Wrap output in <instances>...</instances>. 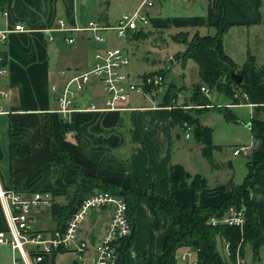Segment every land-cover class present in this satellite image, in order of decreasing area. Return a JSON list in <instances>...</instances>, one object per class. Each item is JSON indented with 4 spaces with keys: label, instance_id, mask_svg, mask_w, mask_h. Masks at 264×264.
I'll use <instances>...</instances> for the list:
<instances>
[{
    "label": "crops",
    "instance_id": "1",
    "mask_svg": "<svg viewBox=\"0 0 264 264\" xmlns=\"http://www.w3.org/2000/svg\"><path fill=\"white\" fill-rule=\"evenodd\" d=\"M164 1L159 0L149 12L151 24L156 27L166 26L170 22L174 25L186 24L187 33L191 36L196 32L200 34L199 30H202V28L206 31L215 30L213 25L219 20L232 25L223 36V49L237 66L239 65L234 59V51L227 50V46L232 45L230 36L238 30H244L247 35L249 31H252L256 44V54H251L250 49H247L244 54L247 55V58L251 57L253 60L250 67V81L256 85L262 98V106L260 107H263L264 85L261 86V84L264 81V3L261 0H206L204 7L202 5L204 0H201L200 2H189L185 5V19L174 17L172 19L165 17L157 19L159 15L163 14L161 9ZM33 2L35 3L34 8H30L22 0L0 2V9L8 12L7 17L0 15V30L13 29L17 23L23 24L29 30V32L11 33L5 41L0 42L2 62L7 66V74L3 77L6 80L4 82L1 80L0 84L8 91V95L0 101L3 112V114H0V181H4L3 186L1 183L0 186L4 190L11 189L15 191L16 183L24 185L38 170L48 169L45 160L51 148V143L48 135L43 132L45 124L43 116L46 114L57 115L54 113L56 109L51 110L48 108L49 86H60L64 82L66 75L60 74L63 69L70 72L74 69L88 70L90 65L79 68L83 60L82 55L88 51L89 41H92L87 35L73 34L76 41L73 46H68L63 42L65 34L55 32L52 34L53 40H49L48 34L43 31L46 27L57 29L58 19H64L68 25L85 23L87 18H78L74 15L77 1L33 0ZM152 10H155V12ZM104 21H107V19ZM256 33H260V35H256ZM53 43L63 49H59V51L61 59L66 62L64 67L54 71L50 69V64H48L50 52L48 45ZM55 51H57L56 54L59 52L57 47H55ZM78 58L81 59L80 62H78ZM146 96L149 102L147 105L137 103L131 96L125 104L128 109L125 112L76 111L73 115L80 125L79 138L75 140L71 135L75 141L67 144L73 153V158L82 164L84 174L101 176L103 179L114 183L118 188L130 186L138 180L140 186L147 189L149 172L154 181L155 192L160 196H164L166 192L163 181L170 178L171 167L179 164L191 176L201 174L206 180L207 187L201 192H198L196 188H179L174 191L173 199L178 204L192 206L219 205L230 194L231 188L234 187L231 181H225V185L224 181L222 183L214 181V186L209 188L208 178L196 169L204 160L207 162L206 166L211 167L201 154L203 145L193 139L192 130L190 137L186 139L183 129L180 127L175 128L171 124V109L161 103L159 94L148 92ZM75 102L77 109H86L93 103L101 106L99 87L94 83L90 84ZM176 102L178 104L186 102V96L184 97L181 93H178ZM234 105L235 107L240 105L259 106L253 103H245L243 100V102L239 101L237 104L230 102L226 107H234ZM188 107L190 109L191 106ZM118 114L123 117L122 123L117 116ZM231 121H234V119ZM199 123L202 126L211 127L209 119H204L202 116L199 117ZM19 126L22 128L16 132V135L11 137V141L16 144L38 145L39 147L33 155L24 158L18 156L16 150L9 153L8 148L9 135L7 132L9 129H17ZM253 126L264 129V114L259 115V122ZM255 138L258 142L254 141L252 144H256V150L253 153L254 160L252 161L259 159L262 155L263 137L259 133V136L255 135ZM213 145L215 146L214 150L219 149V146L214 142ZM213 166H218L215 160ZM211 169L213 168L211 167ZM214 172L218 173L217 168ZM70 173L71 169L66 163L55 164L48 171V174H42L41 178L58 177L61 180L64 175H67L69 179L66 181L69 183L72 178ZM63 186L64 184L55 188L59 189ZM69 186L76 187L75 181ZM68 189L70 190V188ZM25 195L30 196L31 194L25 193ZM252 198L255 201L256 212L264 236V190L254 189ZM140 209L146 212V216L154 225L158 226L154 217L149 214L148 207L144 202H139L136 216ZM93 213L87 224V230L90 234L88 239L92 242L104 233V228L109 219L108 209L96 210ZM7 228V222L0 203V232H7ZM158 228L161 227L158 226ZM165 229L167 231L164 239L168 233L175 230L169 218L164 229L161 228V230ZM162 248L159 255L162 253ZM150 252L152 253V251ZM246 253L251 256V260L246 256ZM56 254L58 253H54L51 258L47 257L41 264H55L54 256ZM147 255L140 256L138 261L142 262ZM244 257L248 262H252L249 248H246ZM138 261L136 259V262ZM73 262L72 260L70 264Z\"/></svg>",
    "mask_w": 264,
    "mask_h": 264
},
{
    "label": "trees",
    "instance_id": "2",
    "mask_svg": "<svg viewBox=\"0 0 264 264\" xmlns=\"http://www.w3.org/2000/svg\"><path fill=\"white\" fill-rule=\"evenodd\" d=\"M4 3L5 0H0ZM30 8L35 7L33 0H22ZM262 5V4H261ZM264 10V6H263ZM215 33L213 35H200L197 32L189 36L187 32H180L174 35L173 39L185 44V50L175 56L186 59H193L197 65L199 82L193 85L190 92L191 105L205 106L209 104V99L201 93V88L206 87L209 90L215 89L227 95L237 104L240 96L245 94L248 100L245 103H253L262 106V98L257 91V87L250 81V67L253 64L251 57L241 66H237L235 62L224 52L223 36L231 28L232 25L221 20L213 25ZM165 28L166 26L156 27ZM149 32L138 31L131 35L127 41L134 39H145ZM235 70L243 77V83L237 84L231 78V72ZM164 75V72H160ZM161 94V103L163 105L172 106L171 124L177 128L182 127L184 123L192 127L193 139L203 145L201 154L206 161L214 168V160L212 153L215 149L213 141H211L213 130L211 127L202 126L199 123L200 114L195 115L184 106H190L185 103L178 104L177 96L181 88L176 85L168 84ZM148 91L152 89L148 88ZM156 93H158V89ZM237 91L238 99H233V93ZM237 97V95H235ZM175 101V103H173ZM216 112H220L227 120H233L231 112L226 107H212ZM204 112L207 109L203 110ZM119 120H123L122 115H117ZM71 122L62 120L59 116L46 114L43 116L45 124L43 132L48 135L51 148L46 157L48 169L38 170L33 177L24 185L16 183L15 191L18 193L34 194L35 192L51 193L52 206L50 209L51 219L55 224V228L61 230L65 227L69 216L77 211L80 202L92 195L94 192H107L123 199L127 205L126 216L130 223L131 233L120 242L119 264H134L131 252H133V244L137 235V206L139 202H144L149 210V214L155 219L158 226L164 228L167 219L171 221L172 227L175 229L168 233L163 241L162 253L160 255V264H170L171 255L178 249L197 250L198 264H231L234 261V254L239 248V253L244 256L246 248H249L252 255V263L260 261V249L264 247V236L262 226L256 212V205L252 193L254 189L260 188L264 190V129L255 127L262 138V155L259 159L247 163V174L240 184L231 188L230 194L217 206H199L189 204H178L173 199V193L179 188H196L198 191L207 187L205 178L201 174L191 176L181 165L171 167V176L163 181L166 188L164 196H160L155 192L153 178L148 172V188L143 189L138 180L134 184L126 187L118 188L114 183L103 179L98 175L84 174L82 164L73 158V153L67 145L66 138L73 135L77 140L80 133V125L76 121L74 115L71 116ZM119 122V121H118ZM22 128L9 129L8 148L9 153L16 150L18 156L24 158L33 155L39 147L38 145L28 146L24 144H16L11 141V137ZM66 163L71 169V179L78 180V188L70 191L67 185L63 188L49 187L47 190L33 189L34 185L41 179L42 174H48V171L55 164ZM64 165V164H63ZM64 168V166H63ZM63 175V174H62ZM188 180H190L188 182ZM68 186L71 182L67 183ZM55 197L65 198L64 204L53 201ZM229 208L235 210H243L244 212V229L230 227L227 225L212 226L209 223L210 218H222ZM229 243L230 260L223 258L218 251L217 245L221 241ZM147 258L142 260L141 264H155L153 253L149 252Z\"/></svg>",
    "mask_w": 264,
    "mask_h": 264
},
{
    "label": "built area",
    "instance_id": "3",
    "mask_svg": "<svg viewBox=\"0 0 264 264\" xmlns=\"http://www.w3.org/2000/svg\"><path fill=\"white\" fill-rule=\"evenodd\" d=\"M159 0H142L140 4L130 13H124L115 19L114 22L87 20L85 23H74L68 25L64 19H58L57 29L44 28L48 39L53 40L52 34L61 32L65 34L63 42L65 45L73 46L76 37L73 34L87 35L95 44L102 45L110 40H126L138 31H145L151 23L150 10ZM187 4L189 2H200L201 0H176ZM0 15L8 16L6 10L0 9ZM15 32H29L20 23L15 24L13 29L0 30V42L5 41L9 34ZM111 35V37H109ZM93 65L88 70H76L72 72L63 70L60 72L66 75L64 82L58 85H51L50 89L54 95L57 109L54 111L62 120L71 122L72 115L76 111L86 112H125L128 110L125 104L133 93L146 96L148 92H156L154 89H161L164 83V76L160 73L146 74L136 84L132 81L131 75L127 72L130 64V57L120 48H102L96 51L93 56ZM66 73V74H65ZM7 74V66L2 62L0 54V81ZM96 84L101 91L102 105L93 103L86 109H77L76 99L83 93L90 84ZM150 88L152 91H148ZM201 92H207V88H201ZM8 95V91L0 84V101ZM242 97L248 100L243 94ZM175 103V101L173 102ZM170 109L172 106H169ZM188 109V106H184ZM132 110V109H129ZM0 114H3L0 107ZM185 138L190 137L192 128L186 123ZM247 147L235 148L233 154H246ZM0 203L3 208L7 222V232H0V246L8 245L13 251L12 264H41L54 253L73 252L76 258L72 264H119L120 242L131 233L128 216H126L127 205L122 198L107 192H94L84 198L76 212L69 216L65 227L61 230L50 229L40 230L33 227L35 212L52 206L51 193L35 192L30 196L25 193H18L11 189H2L0 186ZM108 209L109 219L104 228V233L94 242L80 232L81 226L86 217L95 210ZM222 218L212 217L209 223L212 226L227 225L244 229V212L229 208ZM228 256H230L229 243L221 241ZM18 252L19 257L14 255ZM134 264L136 262L135 252H131ZM235 258L231 264H264L263 262H248L239 253V248L234 254ZM170 264H198L197 250L186 249L180 255L173 253Z\"/></svg>",
    "mask_w": 264,
    "mask_h": 264
},
{
    "label": "rangeland",
    "instance_id": "4",
    "mask_svg": "<svg viewBox=\"0 0 264 264\" xmlns=\"http://www.w3.org/2000/svg\"><path fill=\"white\" fill-rule=\"evenodd\" d=\"M75 1H77L76 7L74 9V15L76 17H85V19L87 18L86 20H95L99 22L107 19L108 22H113L115 18L123 15L124 13H130V11L134 10L142 0ZM261 2L264 3V0H261ZM205 4L206 0L202 2V5H204V7ZM185 5L186 4L178 2L176 0H165L163 3V8L161 9L163 14L159 15L157 19L162 17L170 19H172L173 17L178 19H185ZM152 11L155 12V10ZM185 25L186 24L174 25L172 24V22H170L168 25H166L165 28L156 29L154 25L150 23L149 25H147L148 29H146V31L149 32V35L146 36L145 39H131V41H129L130 43L126 40L116 39L110 40L102 45H98L93 41H89L90 46L88 48V51L82 55L83 60L79 68H84L88 64L93 65L92 56L96 51L102 50V48L117 47L122 49L128 55V57H130V64L127 67V72H129V74L131 75V79L134 83L138 84L141 81L142 76L148 73L160 74V72L163 71V87L161 86V89L158 90L157 94L161 96L162 92L166 88L165 86H168V84H173L178 88H181L179 93H181V95H183L184 97L186 96V102L184 103L190 105L192 107V111H197L192 112L195 115L200 114L202 118L209 119L211 127L213 128L211 140L214 142V144L219 146V149L214 150L212 156H214L215 163L218 166H214L215 168L211 169V167L206 166L207 162H205L204 160V162L200 164L196 169L204 173L206 178H208L209 188H211V186H214V181H216V183H222V181H224V185L227 181H231V184H233V186H236L243 181V178L247 174V163L250 162V160H254L253 153L256 150V144H252L254 141L258 142V140H256L255 138V135L259 136V133L253 125L259 122V115L264 114V106L250 107L240 105L238 107H235L234 105V107L227 108L226 106H228L230 102H233L232 99L227 95L221 93L220 91H217L215 89L209 90L208 88L206 93H201L209 99V104H205V106H196L189 103L191 89L193 85L199 82L197 73L198 70L193 59L189 58L184 61L182 58H178L175 56L177 53L181 54L185 50V44L173 39L174 35L180 32H187L188 28ZM199 32L201 35H213L215 33V30L210 29L206 31L202 28V30H199ZM256 35H260V33H256ZM9 36L10 34L8 35V37ZM109 37H111V35H109ZM230 40L232 45H228L227 50L230 52L234 51L235 57H233L239 66L247 61V55L244 54L247 49H250L251 54H256V44L252 31H249L248 35L246 34V32H244V30L234 31V33H232L230 36ZM48 46L50 47V52L48 55V64H50V69L53 71L59 70V68L64 67L66 63L64 59H61L59 49L61 50L62 48H59L60 46L58 47L57 45H55V43L49 44ZM55 47H57L59 51L57 54V51H55ZM78 59V62H80L81 59ZM90 65L88 67L89 69L92 67ZM65 79L66 76L64 77V80ZM2 80L4 82L6 78H2ZM262 85H264V81H262L261 86ZM235 95H237V97ZM131 96L134 100H136L137 103L145 105L149 103L147 100V96L145 97L146 99L143 97V95H139L137 93H133ZM238 96L239 94L237 93V91H235L233 93V99H238ZM240 98V102H243V97L240 96ZM179 100L183 101L182 99ZM48 103L49 109H57V103L55 102L54 95L51 89L48 93ZM214 106L218 108L226 107L228 111L231 112L234 121L227 120L220 112L218 113L216 111H212V107ZM205 109L209 111L204 112L203 110ZM252 123L254 124L252 125ZM180 128L185 131V128H183V126ZM66 141L70 144V142L73 143L75 140L71 137V135H68ZM245 146L249 148V151L246 152V154L241 152L238 155H233L235 148ZM216 168L218 170V173L214 172ZM68 179L69 176L67 175H64L61 180L58 177L41 178L34 185L33 189L35 188L43 190L49 189L50 186L55 188L65 184L67 185V188H70V191H73L79 187L78 180L76 181L72 179L69 182L74 183L75 181L76 187H68ZM0 183L3 186L4 181H0ZM53 201L59 204H64L65 198L55 197L53 198ZM50 209L51 207L40 209L39 211L35 212L33 216V219H35L33 227L35 229L37 228L40 230L48 231L52 228H55V224L51 219ZM93 214L94 213L88 215L86 217V221L81 226L80 232L83 236H86L87 234V224ZM146 215V212L141 211V209L137 213V235L133 244L135 259H137L138 261L140 259V256L147 255L150 251H152L154 259L156 260L155 264H160L159 254L163 246L162 243L167 229L161 230L162 227L158 228V226L154 225ZM152 242L154 245L152 244ZM0 247V264H12V249H10L8 245H2ZM217 248L219 254L229 261L230 256H228L225 247L221 243H218ZM185 250V248H181L178 249L176 253L177 255H180ZM247 253L246 256H248ZM14 255L19 257L18 252H14ZM260 255V261L264 263V247L260 249ZM248 257L250 258L251 256ZM75 258L76 254L71 251L58 253L54 256V262L55 264H70ZM144 258L146 259L147 257ZM134 261L135 260L133 259V262Z\"/></svg>",
    "mask_w": 264,
    "mask_h": 264
},
{
    "label": "water",
    "instance_id": "5",
    "mask_svg": "<svg viewBox=\"0 0 264 264\" xmlns=\"http://www.w3.org/2000/svg\"><path fill=\"white\" fill-rule=\"evenodd\" d=\"M231 78L232 80L237 83V84H242L243 82V77L240 73L236 72L235 70H233V72H231Z\"/></svg>",
    "mask_w": 264,
    "mask_h": 264
}]
</instances>
